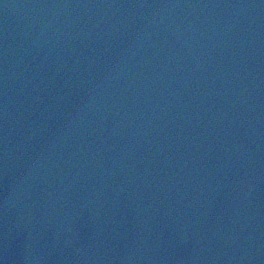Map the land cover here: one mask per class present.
<instances>
[{
  "label": "water",
  "instance_id": "obj_1",
  "mask_svg": "<svg viewBox=\"0 0 264 264\" xmlns=\"http://www.w3.org/2000/svg\"><path fill=\"white\" fill-rule=\"evenodd\" d=\"M263 250L264 0H0V264Z\"/></svg>",
  "mask_w": 264,
  "mask_h": 264
}]
</instances>
